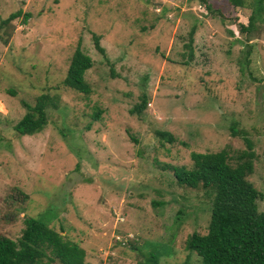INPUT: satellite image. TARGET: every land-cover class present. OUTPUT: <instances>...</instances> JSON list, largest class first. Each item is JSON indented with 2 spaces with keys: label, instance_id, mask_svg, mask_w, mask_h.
Masks as SVG:
<instances>
[{
  "label": "rangeland",
  "instance_id": "1",
  "mask_svg": "<svg viewBox=\"0 0 264 264\" xmlns=\"http://www.w3.org/2000/svg\"><path fill=\"white\" fill-rule=\"evenodd\" d=\"M17 10L0 28V234L16 239L34 216L77 242L83 264H200L184 239L206 231L211 192L171 167L220 149L234 163L245 137L264 210V15L239 33L250 10L225 0H0V19ZM77 43L92 60L86 94L62 84ZM40 93L46 124L17 134L22 101Z\"/></svg>",
  "mask_w": 264,
  "mask_h": 264
},
{
  "label": "trees",
  "instance_id": "2",
  "mask_svg": "<svg viewBox=\"0 0 264 264\" xmlns=\"http://www.w3.org/2000/svg\"><path fill=\"white\" fill-rule=\"evenodd\" d=\"M234 7L248 8L250 13L246 23L239 22V33L249 31L258 17L264 15V0H225ZM207 8L210 5L206 4ZM20 10L0 19L1 33H11V20ZM30 13H24V19ZM4 27H7L3 29ZM194 27L188 35L191 38ZM1 37V35H0ZM3 42L4 39L0 38ZM99 37L93 34L95 49L104 54ZM190 42L188 57L192 56ZM249 51L246 50V55ZM92 60L77 43L66 68L62 84L82 93H88L89 86L83 75ZM264 100V82L262 84ZM140 95V102L134 104L130 112L140 113L146 101ZM50 103L47 93H40L32 104L22 101L24 114L14 123L17 134L35 133L47 122L46 107ZM98 116V112L95 113ZM232 132H235L232 129ZM160 138L173 141L169 131L157 130ZM246 149L251 142L245 137ZM243 149L229 162L225 149L218 151L191 152L192 166H172L178 184L189 188L201 186L211 192L209 219L206 231H191L184 239L185 248L200 256V264H264V210L257 208L261 193L247 179L252 171L254 152ZM84 250L79 244L68 239L60 231L52 228L48 220L34 216L23 218L19 236L12 239L0 234V264H83ZM137 264H158L154 255H148Z\"/></svg>",
  "mask_w": 264,
  "mask_h": 264
}]
</instances>
